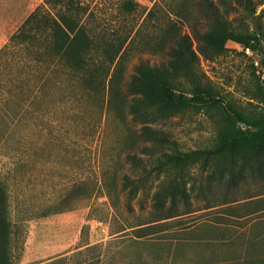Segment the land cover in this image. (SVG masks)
I'll use <instances>...</instances> for the list:
<instances>
[{"label": "rangeland", "instance_id": "obj_1", "mask_svg": "<svg viewBox=\"0 0 264 264\" xmlns=\"http://www.w3.org/2000/svg\"><path fill=\"white\" fill-rule=\"evenodd\" d=\"M122 1L75 4L86 9L88 26L111 35L129 34L130 40L152 2L140 0L141 5L126 12ZM190 5L193 15L200 16L195 2ZM170 17L175 15L161 11V22L167 24ZM229 17L238 25H252L239 11ZM178 21L184 32L191 31L185 18ZM157 31L147 22L129 44L118 82L125 95L123 115L115 98L108 104L109 83L104 92L71 93L74 98L68 102L58 90L52 108L47 95L39 102L38 120L27 112L25 134L15 131L6 137L0 174L11 187L9 264H264V258H252L264 255L254 229L235 230L230 242L237 249L228 251L229 242L215 244L214 235L230 238L229 232L215 231L213 225L220 210L215 205L264 193V154L241 155L236 161L221 157L210 165L160 164L165 152L215 147L226 109L188 104L148 121L130 110L128 81L136 66L141 61L160 65L169 57L166 50L151 49ZM199 70L226 103L251 116L264 111L258 97L261 72L240 43L229 41L226 52L215 59L201 56ZM176 83L178 91L193 93L190 79L180 77ZM145 124L164 138L149 137ZM246 241L249 249L238 250ZM230 255L241 259L229 261Z\"/></svg>", "mask_w": 264, "mask_h": 264}, {"label": "trees", "instance_id": "obj_2", "mask_svg": "<svg viewBox=\"0 0 264 264\" xmlns=\"http://www.w3.org/2000/svg\"><path fill=\"white\" fill-rule=\"evenodd\" d=\"M147 13L135 32L147 22L158 27L153 52L166 50L167 61L153 65L141 61L128 81L133 93L130 110L136 118L151 120L168 114L188 104L221 105L226 109L224 122L219 124V142L213 148L192 151L165 152L160 164L171 163L185 167L203 161L210 165L219 158L236 161L238 156L264 154V111L251 116L226 103L216 94L205 73L199 70L201 56L215 59L223 55L229 41L250 46L258 55L262 78L258 97L264 102V0H148ZM195 6L200 16H194L190 6ZM140 0H123L124 11L130 12L141 5ZM82 7L75 0H44L10 36L0 49V148L11 132L25 134L29 126L27 112L34 120L41 116L39 102L49 96L54 105L58 90L61 100L68 102L81 91L104 92L108 83L111 95L108 104L119 102L123 115L125 95L118 88L124 75L125 57L131 35H112L88 26ZM170 17L161 22V11ZM239 11L251 19L252 25H238L229 17ZM190 23V32H184L179 19ZM129 40V41H128ZM195 42L197 44L195 45ZM185 77L193 81V93L178 91L176 80ZM70 92V93H69ZM73 96H72V94ZM49 108V109H51ZM143 131L154 139H163L151 124ZM151 145L146 146V150ZM132 159L136 153L128 151ZM10 182L0 174V264H9V245L13 233Z\"/></svg>", "mask_w": 264, "mask_h": 264}, {"label": "crops", "instance_id": "obj_3", "mask_svg": "<svg viewBox=\"0 0 264 264\" xmlns=\"http://www.w3.org/2000/svg\"><path fill=\"white\" fill-rule=\"evenodd\" d=\"M41 1L0 0V49ZM213 208L216 210L220 208L214 215L213 225L215 231L218 229L227 230L230 235V238H227L215 234V244L229 242L227 250L235 251L237 248L232 245L230 239L232 238V233L237 229L240 232L254 229L252 233L254 232V235H256V240L259 241V244H264V193L248 196L238 201L215 205ZM248 246L249 243L246 241L244 247L238 248V250L247 251L249 249ZM253 250L255 251L254 247ZM259 251L260 253L264 252V248L260 247ZM228 258L229 261H233L239 257L230 255ZM252 258L262 260L264 255L261 254Z\"/></svg>", "mask_w": 264, "mask_h": 264}, {"label": "built area", "instance_id": "obj_4", "mask_svg": "<svg viewBox=\"0 0 264 264\" xmlns=\"http://www.w3.org/2000/svg\"><path fill=\"white\" fill-rule=\"evenodd\" d=\"M242 47H243V50H244L248 55L254 56L255 63L258 65V64H259V59H258V57L256 56L255 51H254L250 46H244V45H242Z\"/></svg>", "mask_w": 264, "mask_h": 264}]
</instances>
